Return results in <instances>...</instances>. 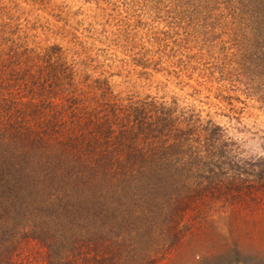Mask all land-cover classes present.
Masks as SVG:
<instances>
[{
  "label": "trees",
  "instance_id": "16d2710c",
  "mask_svg": "<svg viewBox=\"0 0 264 264\" xmlns=\"http://www.w3.org/2000/svg\"><path fill=\"white\" fill-rule=\"evenodd\" d=\"M75 61L0 45V264H160L189 212L246 196L242 162L177 102L124 99Z\"/></svg>",
  "mask_w": 264,
  "mask_h": 264
},
{
  "label": "rangeland",
  "instance_id": "374dc122",
  "mask_svg": "<svg viewBox=\"0 0 264 264\" xmlns=\"http://www.w3.org/2000/svg\"><path fill=\"white\" fill-rule=\"evenodd\" d=\"M0 45L58 46L90 83L177 102L242 162L246 196L189 212L182 244L160 264H198L223 246L264 256V0H0Z\"/></svg>",
  "mask_w": 264,
  "mask_h": 264
}]
</instances>
